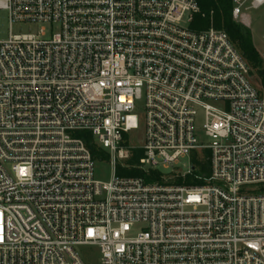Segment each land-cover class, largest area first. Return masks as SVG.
Segmentation results:
<instances>
[{
  "label": "built area",
  "instance_id": "2783aa9c",
  "mask_svg": "<svg viewBox=\"0 0 264 264\" xmlns=\"http://www.w3.org/2000/svg\"><path fill=\"white\" fill-rule=\"evenodd\" d=\"M232 3L238 19L264 0ZM0 8L51 27L0 40V264H264V94L225 30L191 27L197 0ZM140 105L142 147L128 135ZM88 137L109 154V181ZM137 149L145 175L189 156L173 173L202 183L119 175ZM204 151L209 175L194 173Z\"/></svg>",
  "mask_w": 264,
  "mask_h": 264
},
{
  "label": "trees",
  "instance_id": "16d2710c",
  "mask_svg": "<svg viewBox=\"0 0 264 264\" xmlns=\"http://www.w3.org/2000/svg\"><path fill=\"white\" fill-rule=\"evenodd\" d=\"M200 11L194 15L191 27L196 30L206 29L210 26L225 30L231 41L240 50L242 55L247 60L251 73L253 69H258L261 75V83L264 87V68L263 59L254 46L252 30L249 26L242 22L235 20L232 14L233 3L232 0H197ZM264 94V93H263ZM86 143L90 148L93 157H104L106 154L98 148L92 138L88 137ZM142 151L137 149L134 151L133 157L128 160L129 168H118V174L124 176H143L147 181L164 182L162 173L159 171H152L150 174L145 175L141 170L133 167L138 162ZM194 173L209 175V159L208 155L204 152H197L193 157ZM174 183L177 184H200L202 181L194 180L192 175L182 177L180 174L172 173Z\"/></svg>",
  "mask_w": 264,
  "mask_h": 264
},
{
  "label": "rangeland",
  "instance_id": "374dc122",
  "mask_svg": "<svg viewBox=\"0 0 264 264\" xmlns=\"http://www.w3.org/2000/svg\"><path fill=\"white\" fill-rule=\"evenodd\" d=\"M235 20L238 22H242L251 28L253 43L263 59L262 67L264 68V4L256 9L251 8L248 10H244L242 15ZM184 24H187V17L184 21ZM43 27H45L46 29V37H49L51 34V27L49 24L40 22H13L12 24H10L8 10L0 8V40L8 39L11 33H34L40 35L41 29ZM251 77L253 83L259 89V91L261 93H264V87L260 80L261 75L259 70L253 69ZM137 113L139 115V126L137 129H133L128 134L129 142L133 146L142 147L145 140V118L142 105L139 106ZM198 123V126L201 128L203 119L201 118ZM197 134L201 142H208V138L205 136L203 130H199ZM204 153L209 155L208 151H204ZM105 154L106 155L104 157H97L95 159L94 174L97 179L109 181L113 175V167L110 163L109 154ZM125 164H128V161L118 162V168L122 167ZM191 167L192 164L190 157L185 156L180 158L177 163L170 165L169 167L161 166L160 171L162 174H172L173 170L177 168L184 173L188 171ZM170 182L174 183V179H170ZM82 250H86L87 253H89L90 256L95 259H97L100 255L99 249L97 247L82 248Z\"/></svg>",
  "mask_w": 264,
  "mask_h": 264
},
{
  "label": "crops",
  "instance_id": "0c3cea01",
  "mask_svg": "<svg viewBox=\"0 0 264 264\" xmlns=\"http://www.w3.org/2000/svg\"><path fill=\"white\" fill-rule=\"evenodd\" d=\"M234 17V16H233Z\"/></svg>",
  "mask_w": 264,
  "mask_h": 264
}]
</instances>
